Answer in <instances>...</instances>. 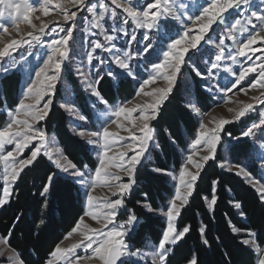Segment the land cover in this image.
<instances>
[{"label": "snow or ice", "instance_id": "snow-or-ice-1", "mask_svg": "<svg viewBox=\"0 0 264 264\" xmlns=\"http://www.w3.org/2000/svg\"><path fill=\"white\" fill-rule=\"evenodd\" d=\"M110 3L111 6L106 0H96L95 3L91 0H0V73L19 71L26 77L18 102L6 109L8 120L0 126V208L10 203L14 187L21 175L26 174L25 170L38 166L45 158L56 171L49 170L40 195L46 197L61 174L74 178L72 183L81 186L77 189L78 193L82 189L83 215L64 236L65 240L74 235L80 239L67 247L61 246V240L48 253L44 264H80L81 261L85 264L93 261L97 264H169L175 247L190 231L188 226L177 229L175 221L189 204L205 166L217 160L223 135L231 136L225 127L239 122L250 112H256L257 105H264V7L255 5L253 0H206L199 11L191 15L183 0H147L140 6L135 0H110ZM261 4L264 5V0ZM53 12L54 19L45 22L44 18ZM82 12H87L90 17L83 18L85 35L98 38L88 41L85 58L76 68V73L84 91L94 98L93 106H104L98 110V127L94 130L82 126L74 128L75 134L85 140L83 147L92 146L90 150L97 155L95 166L91 169L74 163L57 145L55 138L49 137L43 126H38L48 120L50 113L54 115L53 105L67 62L77 55L78 46L83 48L82 43L78 45L75 35ZM231 12L243 19L235 18L229 22ZM168 20L179 22L182 31L175 37H168L160 52L162 59L150 62L145 68L147 76L142 77L133 62L138 63L140 58L152 54L154 47L150 34L154 31L158 33L162 27L167 28L164 21ZM22 24L27 25L29 30L23 31ZM213 25L225 26L217 40L210 35L214 31ZM129 26L132 27L131 33ZM138 30H141L142 41H137ZM120 34L127 38L123 47L115 43ZM226 40L235 47L227 46ZM202 41L215 49L211 53L214 60H205L208 65L206 73L193 65L196 77L206 81L216 80L220 72L231 77L224 87L207 84L205 87L209 93L218 88L225 103L231 100L229 93L246 95L250 90L259 89L260 95L251 97L252 102H240L242 106L238 109L228 108L231 118L217 120L213 117L208 123L199 120L178 177L163 167L152 170L160 175H172L174 180L178 179V185L166 210L161 213L166 217V228L150 250L141 251L131 243L137 235L140 217L129 210L127 198L134 195L144 164L152 155L150 149L159 147L156 133L161 109L169 101L185 66L192 63L198 54L202 58ZM141 42L143 47L134 51L133 44ZM257 44L260 47L254 48ZM37 47L45 51L40 63L32 68L27 58ZM21 49L26 55L21 54L18 58L16 54ZM98 50L107 53V58L99 55ZM249 52H259L260 55L253 58ZM234 65L240 66L239 71L234 70ZM251 74H255L253 79L244 84ZM128 79L137 82L132 99L110 103L106 96ZM161 81L166 86L151 87ZM102 84L104 91L101 90ZM138 98L139 102L134 103ZM203 102L202 97H189L186 106L190 117L210 115L202 111ZM59 106L79 121L88 119L83 114L87 102L81 108L70 95H66ZM258 116L259 119L253 121L242 136L259 140L257 157L259 166L264 169V110H260ZM113 125L116 131L112 130ZM26 149L29 150L27 156L24 155ZM218 166L242 176L264 206V179L256 178L239 163L223 161ZM218 184V180H213L211 196L204 197L209 210H214L217 203L215 193ZM98 188L106 189L110 195L96 196ZM137 203L147 213L158 211L147 198V193ZM234 207L239 216L247 219L241 202L236 201ZM122 209L126 215L124 219L117 220L122 215ZM85 217L99 227H91ZM16 220L18 222L19 217ZM199 231L203 243L207 245L205 227ZM232 232L239 235V244L254 255V264H264V231L233 226ZM11 239V229L0 236V243L5 245V249L0 250V256L4 255V251L11 252L7 261L0 264H26L19 251L12 247ZM186 264H199L198 256L191 255Z\"/></svg>", "mask_w": 264, "mask_h": 264}, {"label": "trees", "instance_id": "trees-1", "mask_svg": "<svg viewBox=\"0 0 264 264\" xmlns=\"http://www.w3.org/2000/svg\"><path fill=\"white\" fill-rule=\"evenodd\" d=\"M190 75L196 99L204 98L202 111L209 112L216 105L214 98L204 89L200 78L196 77L193 71ZM19 79L15 74H10L1 80L0 109L7 103L9 108L15 106ZM68 81L72 86L74 100L77 105L84 108L87 102L86 94L73 76L70 75ZM136 88L137 82L128 79L114 87L111 95L106 98L110 103L131 100ZM104 89L105 86L102 84L101 90ZM57 98H60L59 92ZM53 113L54 115L50 113L44 123L47 133L55 135L59 146L79 167L87 165L89 169L93 168L97 159L92 155L89 146L83 147L85 140L72 133L66 111L55 103ZM83 114L88 120H92L93 115L88 102ZM7 120L6 113H1L0 126ZM198 122L196 116L190 117L188 114L184 85L180 77L169 101L161 109V119L157 124L156 133L159 147L150 149L152 155L144 164L134 195L127 198L129 210L140 217L137 235L131 241L134 247L142 248L147 239L156 244L166 228V219L161 213L166 210L174 194L173 183L169 175H160L152 170L163 167L170 173L179 172L180 166L184 163L182 152L194 138ZM244 125L245 122L230 124L225 127V131L230 132L234 140L241 135L240 129ZM252 151V142L241 140L232 144L229 156L234 163L245 165L250 162ZM222 159L219 150L217 160L210 161L209 165L205 166L197 182L196 191L189 204L182 209L177 229L182 230L188 226L190 231L175 247L169 257V264H186L191 255L198 256L199 264H254V255L239 244V235L232 232V227L264 231V206H261L256 192L244 178L218 166ZM248 169L253 175H257L255 167L251 166ZM49 170L56 171L46 158L38 166L26 169V174L21 175L14 187L10 203L0 208V236L12 230L10 243L19 251L26 264H44L48 253L64 240L65 234L71 231L79 217L83 215L82 191L77 192L80 187L72 183L71 178L61 175L54 189H51L46 197L40 195ZM213 180L219 181L215 193L217 203L214 210H209L204 197L211 196ZM145 193L158 209L157 212L147 213L137 203L138 200L145 198ZM236 201L241 202L247 219L237 214L234 207ZM125 215H121L119 219H124ZM201 227H205V238L209 241L207 245L201 239L199 231Z\"/></svg>", "mask_w": 264, "mask_h": 264}, {"label": "rangeland", "instance_id": "rangeland-1", "mask_svg": "<svg viewBox=\"0 0 264 264\" xmlns=\"http://www.w3.org/2000/svg\"><path fill=\"white\" fill-rule=\"evenodd\" d=\"M91 2L95 3L96 0H91ZM106 2L109 3V5L111 6L110 0H106ZM135 2L137 3L138 6H140V5H143L144 3H146L147 0H135ZM183 3L188 5L187 12L191 15H195L199 11L200 7L206 3V0H183ZM253 3L257 6L264 7V5L261 4V0H253ZM117 11L119 12V10H117ZM79 16H80V18L78 19V26H77V29L75 31V35L77 37L78 45L82 43L83 48L78 46L76 48L77 55H74L72 57L71 61L67 62L66 69H65L63 76H62V81L58 85V89H59L58 92H59L60 98L58 99L56 97V99L54 101V104L58 103L60 105L64 101L66 95H70L71 98L74 100V94H73L72 86H71L70 82L68 81V77L70 75L73 76L78 81L83 92L86 94L88 106H89V109L91 110L92 115H93L92 120L87 119L86 121L82 122V121H79L74 115H71L66 111V113L68 114V117H69L70 129H71L72 133L77 137H79V136L76 135L74 132V128H77V126H82L83 128H85L87 130H94L96 127H98V124H97V117L99 116L98 110L103 109V107H104L103 105H98V104L96 106H93L92 101L94 98H90L88 96V94L84 91L83 86H82L81 81H80V77L76 73V68L80 65L81 61L84 60V58H85V53H86V50L88 48V41L90 39H97L98 38V37L86 36L84 31H83L84 27L86 26L85 20L83 18L88 17L90 19V17L88 16V13L82 12L79 14ZM54 17H55V13L53 12L51 16L45 17L44 20H45V22H47L48 20L54 19ZM235 18L243 19L242 16H237L235 12H231V15L229 16V22H231ZM34 23H37V25L39 24L38 21H34ZM108 23H109V25H111L112 22L109 21ZM186 23H190V21H186ZM164 24L167 25V28L162 27L158 33L154 31L153 33L150 34L152 36V42H153V47H154L152 54L148 55V57L144 56V57L140 58L138 63L136 61L133 62L134 66L136 67L137 71L141 74L142 77L147 76L148 73L145 71V68L149 65L150 62H157L159 59H162L160 52H161V49L164 47L165 41L168 39V37L169 36L175 37L178 34V32L182 31V25L175 20L164 21ZM224 28H225L224 25H220V26L213 25L214 31H212L210 33L213 40H217L218 37L223 34ZM21 29L23 31L29 30L27 25H25V24L21 25ZM131 31H132V27L129 26V32L131 33ZM162 37L164 38L163 40L161 39ZM5 39L7 40L8 37H5ZM126 41H127V38L124 37L122 34H120V35H118V39L115 41V43L117 44L118 47H123L126 45ZM137 41H142L141 30L137 31ZM225 43L229 47H235L231 41L226 40ZM132 47H133L134 51L141 49L143 47V42L138 43V44H133ZM253 47L258 48V47H260V45L257 44V45H254ZM32 51H33V55L27 58V63L30 65V67L35 68L40 63V59L43 57L45 50L43 48L37 47V48L33 49ZM214 51H215V49L212 46L204 45V43L202 41L201 42V48H200V53L203 54L202 58L200 57V54H198L197 57L194 58V61L192 63L187 64L185 66V68L182 70L179 78L182 77V82L184 85V96H185L186 101L189 99L190 96H191V98L196 99V96L194 93V84H193L192 77L190 75V72L193 71V65L198 66L202 72L206 73L208 65L205 63V60H214V56L211 55V53H213ZM98 53H99V55L107 58V55H108L107 53L100 52L99 50H98ZM21 54L26 55V53H24L23 49H21L20 52H18L16 55L19 58V56ZM189 55H191V52L189 53ZM249 55H252L253 58H255V56H259L260 53L256 52L255 54H253L252 52H249ZM241 59H243V58H241ZM229 63H230V61H229ZM247 63H251V61H248ZM245 66H247V65L245 64ZM233 67H234L235 71H239V68H240L239 65H234ZM10 74H15L16 76H18L20 78L19 79L18 93L16 95V99L18 102L20 94L23 91V88L25 86L26 77L22 73H20L19 71H9L8 73H0V83H1V80L5 76L10 75ZM254 76H255V74L249 75L247 77V79L245 80L244 84H247L249 81H251ZM179 78H178V80H179ZM230 79H231V77H229L226 73L220 72L219 76L216 80L206 81V80L200 79V81L204 85V89L206 90L205 86L209 83H211L214 86H218V88H219V87H224ZM178 80H177V82H178ZM164 86H166L165 83L163 81H161L155 85H152L151 87H164ZM218 88H216L212 93H209L206 90L214 98V103H216V105L209 112H207V113H210V115H204L201 117H197L198 120H203L205 123H208L213 117H215L217 120L219 118H231L232 114H230L227 111L228 108L238 109L240 106H242L240 104V102H244V103L252 102L250 99L251 97L260 95L259 89L250 90V91H248V93L246 95L244 93H240L239 95L234 96L232 93H229L228 95H229V97H231V100L229 102L225 103L222 100V94L219 93ZM138 102H139V98L136 101H134V103H138ZM7 104H5V107L3 109H0V114L6 113V109L9 108V106ZM217 104H219V106H217ZM128 106L132 107V104H129ZM256 107H257L256 112H250L248 115H246L244 118H242L239 122L233 123V124H241V123L245 122V125L240 129L241 135L238 138L232 140L233 138H231V136H227V135L225 136L222 134L223 139L221 141V145L218 149V152H219V150H221L222 157H223L221 162L228 161V162L234 163V161L231 160L230 156H229V151H230V147L232 146V144L234 142H238L241 140H250L253 144V151H252V155H251V160L249 163L245 164L244 166L247 169L251 166L255 167V174H257V175L256 176L253 175V176H255L258 179H264V169H261V167L259 166V161H258V157H257V153L259 151V147H258L259 146V140H253V139L245 138L242 136L243 131L253 121H256L259 119L258 112L260 110H264V105H257ZM44 123H45V121L41 122V125H38V126H43V128L45 129ZM112 130L116 131L114 125H113ZM120 134L126 135V133H120ZM48 136L54 137L57 145L59 146L57 139H56L54 134L48 133ZM79 138H81V137H79ZM189 145H188V148L182 152V156H183L184 161L186 159V156L188 155ZM89 147L91 149L92 146L89 145ZM9 148H11V146H9ZM91 152H92V155L97 159L96 153L93 151H91ZM24 155L25 156L29 155V150L26 149ZM0 169H2V165H0ZM193 171H194V169H193ZM178 173L179 172L172 173V174L176 175L178 177ZM232 173H234V171ZM61 175L66 176L64 174H61ZM66 177H68V176H66ZM169 177L173 183V188H174V192H175V187L178 185V179L174 180L172 178V175H169ZM240 177L243 178L242 176H240ZM68 178L74 179L72 177H68ZM77 185L81 188V186L79 184H77ZM81 191H82V189H81ZM95 195L102 198L105 195H110V194L107 192L106 189L98 188ZM121 213H122V215H125V212L123 209L121 210ZM120 217L121 216H118L117 220H122V219H119ZM165 219H166V217H165ZM178 219H179V217L175 221L176 227H177ZM85 221L87 224H89L93 228L99 227V225H97L90 218L85 217ZM79 239H80L79 236L74 235L69 239H66V240L64 239L63 244H61V246L62 247L70 246L71 243L76 242ZM153 245H155V244L150 239H147L144 243V246L140 249H141V251L150 250ZM4 249H5V245L0 243V250H4ZM9 255H11L10 251H4V255L0 256V260L7 261V258L9 257ZM80 264H85V262L81 261ZM88 264H97V262H94V261L88 262Z\"/></svg>", "mask_w": 264, "mask_h": 264}]
</instances>
